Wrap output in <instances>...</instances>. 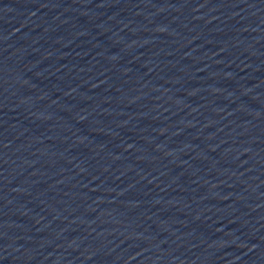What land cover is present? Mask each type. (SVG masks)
Instances as JSON below:
<instances>
[{
  "label": "water",
  "instance_id": "water-1",
  "mask_svg": "<svg viewBox=\"0 0 264 264\" xmlns=\"http://www.w3.org/2000/svg\"><path fill=\"white\" fill-rule=\"evenodd\" d=\"M0 264H264V0H0Z\"/></svg>",
  "mask_w": 264,
  "mask_h": 264
}]
</instances>
